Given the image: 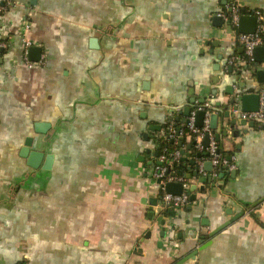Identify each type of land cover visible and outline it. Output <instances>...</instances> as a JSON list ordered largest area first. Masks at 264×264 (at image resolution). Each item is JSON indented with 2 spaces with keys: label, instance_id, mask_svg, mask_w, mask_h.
Returning a JSON list of instances; mask_svg holds the SVG:
<instances>
[{
  "label": "crops",
  "instance_id": "crops-1",
  "mask_svg": "<svg viewBox=\"0 0 264 264\" xmlns=\"http://www.w3.org/2000/svg\"><path fill=\"white\" fill-rule=\"evenodd\" d=\"M2 2L0 264H264V118L243 122L230 101L264 93V60L244 57L228 0ZM235 2L264 17V0ZM24 39L42 62H23ZM205 101L234 162L222 179L196 172L189 136H164ZM25 136L36 167L18 154ZM168 140L194 185L175 209L158 206L151 176Z\"/></svg>",
  "mask_w": 264,
  "mask_h": 264
},
{
  "label": "built area",
  "instance_id": "built-area-1",
  "mask_svg": "<svg viewBox=\"0 0 264 264\" xmlns=\"http://www.w3.org/2000/svg\"><path fill=\"white\" fill-rule=\"evenodd\" d=\"M2 0H0V9L2 8ZM226 12L221 16L230 26H235L239 16V7L235 0H228L226 3ZM253 14L256 19L254 30L251 32H237L236 36L238 41L243 47L244 57L250 61L252 58V49L260 44H264V17L259 10H253ZM32 43L31 40H23V62L27 66H34L36 63L42 62V57L38 60H29L25 55V50L28 45ZM5 42L0 39V51L4 47ZM254 67L253 63L250 65ZM258 107L256 110H239L233 109V112L243 119H260L264 118V93L263 91L258 94ZM196 110H203L201 123L196 125L194 123V114ZM183 127L175 131L172 121L167 122L165 126L164 136L171 137L174 141L181 135H187L193 140V147L196 151L206 150L207 156L205 158L201 156L193 157V167L196 172L202 176L206 174L204 169V162L208 161L212 166L211 175L215 176L216 171L213 170L214 166H224L226 170L234 168V162L224 156L219 148L216 140L213 138L211 128L209 126V108L208 102H203V105H198L189 110ZM206 135L207 144L203 146L200 143L201 138ZM182 155V150L177 146L171 150L167 148H161L155 156V163L151 168V176L158 180L160 185V193L158 196L157 204L161 207L178 208L188 203V193L185 191L184 176L181 173H177L173 169V162ZM167 181H177L183 186V189L179 193H170L165 191L164 183Z\"/></svg>",
  "mask_w": 264,
  "mask_h": 264
},
{
  "label": "water",
  "instance_id": "water-1",
  "mask_svg": "<svg viewBox=\"0 0 264 264\" xmlns=\"http://www.w3.org/2000/svg\"><path fill=\"white\" fill-rule=\"evenodd\" d=\"M254 23H255V19L253 15H249V14H240L238 16L237 19V29L240 32H250L253 30L254 28ZM40 51V47L37 45H30L28 47L27 50V54L28 57L32 60H36L38 53ZM252 54H253V58L254 59H258V60H264V46L263 45H257L252 49ZM262 74L264 75V70L262 69H257L256 70V75L258 78V75ZM236 95V94H235ZM239 101L240 103V108L241 109H248V110H256L257 109V105H258V93L257 92H237V95L234 97H231L230 101ZM234 107H236V104L234 105ZM188 111V107H184L183 112L186 114ZM202 113L203 110H196L195 115H194V123L196 125H200L201 123V118H202ZM215 119H216V114L212 113L209 116V120H210V124L211 126H214L215 124ZM245 119H241V121L244 122ZM46 124L43 122H35L34 123V128L35 129H40L42 130V128L45 126ZM216 138H217V134H216ZM200 143L205 146L207 144V137L206 135H204L201 140ZM29 144H30V136H25L22 145L19 148L18 154L25 157V161L28 165L32 166V167H36L42 157V152L38 151V150H34V149H29ZM196 155H199V152H196ZM51 155L50 154H45L43 159V166H45L49 161ZM192 159L189 160V162L192 163ZM204 167L205 168H209L210 167V163L208 161L204 162ZM164 189L167 192L170 193H179L182 189L183 186L181 185L180 182H176V181H167L164 183ZM194 189V185L190 184L188 186V188H185V191L188 193V199L191 202L194 199V193L191 192ZM154 202V200H153ZM189 202V203H190ZM173 211V210H172ZM171 211V212H172ZM230 219L232 218H228V220L220 223L217 227L213 228L209 234L214 233L215 231H217L220 227H222L223 225H225ZM205 244L200 245L199 247H203Z\"/></svg>",
  "mask_w": 264,
  "mask_h": 264
},
{
  "label": "trees",
  "instance_id": "trees-1",
  "mask_svg": "<svg viewBox=\"0 0 264 264\" xmlns=\"http://www.w3.org/2000/svg\"><path fill=\"white\" fill-rule=\"evenodd\" d=\"M189 146L187 148V155L190 157V158H193V157H196V156H201L203 158H205L207 156V153H206V150L202 149L201 151H199V155H196V150L195 148L193 147V140L191 138H189ZM185 144V143H184ZM164 145L167 146V149H170L172 148L173 146H175V144L171 141V140H168L164 143ZM219 148V147H218ZM220 152L225 156V152H223V150H221L219 148ZM184 160V159H183ZM183 160L182 159H177V161H174L173 162V168L174 169H179L183 163ZM185 160H188V159H185ZM184 166V165H182ZM214 171H216V173L218 174V172H221V175H220V179H222L223 177V173H226L227 171L225 170V167L224 166H221V165H216L214 166L213 168Z\"/></svg>",
  "mask_w": 264,
  "mask_h": 264
}]
</instances>
